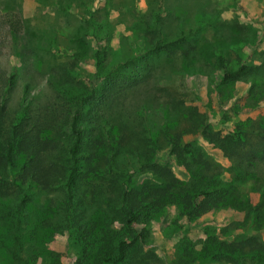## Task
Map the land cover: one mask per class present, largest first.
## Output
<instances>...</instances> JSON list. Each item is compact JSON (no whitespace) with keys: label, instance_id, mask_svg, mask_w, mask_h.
<instances>
[{"label":"trees","instance_id":"trees-1","mask_svg":"<svg viewBox=\"0 0 264 264\" xmlns=\"http://www.w3.org/2000/svg\"><path fill=\"white\" fill-rule=\"evenodd\" d=\"M90 29L98 44L96 26ZM187 37L155 42L150 51L170 52ZM51 47L60 51L55 43ZM216 66L221 84L255 74L249 64H232L223 55ZM146 77L119 73L92 90L59 86L54 102L26 101V84L11 109L15 72L0 67V245L16 264L39 258L60 264L61 255L48 248L56 237L66 238L73 264H154L155 253L145 250L149 226L168 207L190 225L195 221L192 228L204 236L183 245L178 261L169 264H264V244L253 232L196 223L239 205L238 187L260 176L258 201L245 217L264 230V129L247 119L221 137L208 130L196 108L172 94L163 124L152 133L145 121L152 112L124 100ZM190 125L229 161L230 181L201 147L183 142ZM162 151L188 180L159 161Z\"/></svg>","mask_w":264,"mask_h":264},{"label":"rangeland","instance_id":"rangeland-1","mask_svg":"<svg viewBox=\"0 0 264 264\" xmlns=\"http://www.w3.org/2000/svg\"><path fill=\"white\" fill-rule=\"evenodd\" d=\"M91 25L96 26L98 44L90 34ZM184 35L186 42L170 52L150 51L155 42ZM219 55L232 64H249L255 74L219 83ZM0 67L8 75L15 72L8 94L11 109L23 99L26 84V101L54 102L56 87L99 89L121 73L136 79L147 76L126 92L124 100L152 112L145 117L152 133L163 124L164 109L174 94L183 98L186 108H196L208 130L221 137L247 119L264 129V0H0ZM64 80V86L59 85ZM189 128L183 142L201 147L223 170V180L230 181L234 173L229 161L198 135L196 126ZM159 161L180 180H188L167 153L162 151ZM259 177H248L238 187L239 205L211 212L196 223L240 229L234 234L250 231L264 244V230L245 217L258 201ZM193 223L180 217L175 207L151 222L145 250L155 253L154 264L177 262L183 245L204 238ZM54 240L48 248L53 246L51 250L61 255L60 264H73L66 238ZM0 264H16L4 245Z\"/></svg>","mask_w":264,"mask_h":264}]
</instances>
